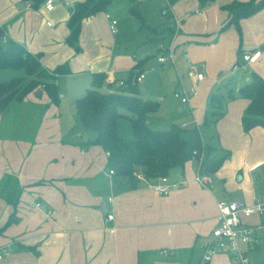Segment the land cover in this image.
<instances>
[{
  "label": "crops",
  "instance_id": "crops-1",
  "mask_svg": "<svg viewBox=\"0 0 264 264\" xmlns=\"http://www.w3.org/2000/svg\"><path fill=\"white\" fill-rule=\"evenodd\" d=\"M82 1L55 0L54 8L47 10L45 1L35 6L33 0H0V27L6 39L40 53L42 65L50 71L61 64L70 68L69 73L58 75L57 102L39 87L0 110V182L12 175L21 188L16 207L0 196V264H200L204 240L217 224L219 200L237 198L245 205H264V126L244 129L242 116L250 100L239 93L252 72L264 76L263 67L257 63L261 58L264 62V7L241 18L243 42L257 48L250 53L260 51L256 60L246 61L235 57V26H223L230 17L224 6L248 0H113L106 9L83 18L77 47L68 42L67 23ZM132 5L139 14L130 11ZM169 8L162 16V10ZM110 18L117 20L116 33L111 30ZM123 19L145 32L133 39L135 42L148 43L156 34L158 62V56L165 53L159 46L163 44L172 47L174 53L181 50L192 73V66H196L192 59H206L211 82L218 70H227L224 78L219 77L222 81L215 84L222 85L225 98L229 89L235 97L225 99L222 115L209 121V100L204 103L202 122L207 127V140L198 124L200 117L193 110L196 91H179L189 97L181 103L190 107L195 127L202 134L204 157L223 156L221 165L211 173V187L194 180L198 170L194 158L168 176L182 183L162 194L141 170L135 172L134 184L115 178L107 167L108 152L98 144L82 145L95 134L84 127L75 100L91 86L87 84H91L93 73L105 72L116 80H126L131 70L140 67L145 77L138 82L139 95L159 100L141 93L150 58H138L129 48ZM249 25L256 33L253 39L247 37ZM230 34L234 36L231 52L225 62H218V49L226 45ZM200 51L202 55L195 54ZM209 55L216 60L211 62ZM199 66L206 67L204 63ZM21 75V70L0 69V81ZM210 81L200 83L210 87ZM100 89L111 91L113 84L105 79ZM68 96L74 98L70 103L65 100ZM153 112L147 115V124L154 129H167L173 123L183 130L188 128L186 122L175 121L152 126L149 118ZM13 212L17 219L7 225ZM108 214L113 218L108 219ZM241 219L246 224L264 225V213L242 214ZM163 248L171 252L163 253ZM249 253L253 264H264V245ZM211 264L233 262L221 253Z\"/></svg>",
  "mask_w": 264,
  "mask_h": 264
},
{
  "label": "trees",
  "instance_id": "trees-1",
  "mask_svg": "<svg viewBox=\"0 0 264 264\" xmlns=\"http://www.w3.org/2000/svg\"><path fill=\"white\" fill-rule=\"evenodd\" d=\"M35 6L45 0H33ZM113 0H84L74 7L68 20L70 34L68 42L77 46L81 21L84 17L106 9ZM230 14L223 28L230 25L239 26V20L257 12L264 7V0L232 1L224 6ZM130 11L139 14L137 6ZM78 47V46H77ZM137 62L136 66H140ZM0 69H16L24 75L0 81V110L12 100L23 99L36 88L42 87L51 101L59 100L57 78L60 74L70 72L68 64H61L50 71L41 63V54L30 52L21 43L5 38V31L0 27ZM142 68L131 70L127 83L120 85L115 79L111 91H102L107 74L95 72L91 86L75 100L77 114L84 127L94 132L93 139H88L83 146L100 145L106 152L107 167L113 170L115 178L126 179L134 184V175L141 170L145 178L155 182L160 176H170L177 169L184 168L185 163L194 158L200 164L201 171L214 173L223 161V156L210 158L201 154L205 152V143L198 127L184 131L178 124L167 129H154L147 124V115L159 107L157 100L143 99L139 95L138 83L133 82L134 75ZM250 79L240 86V95L250 100L245 108L242 123L245 130L264 126V78L257 72L250 74ZM235 97L232 89L225 95L219 87L210 96V110L206 121L217 119L222 115L225 99ZM121 109H125L123 111ZM127 117L134 131L133 137H122L118 133V120ZM184 132H187L183 134ZM21 188L16 177L5 176L0 182V196L16 207ZM17 218L13 214L7 225Z\"/></svg>",
  "mask_w": 264,
  "mask_h": 264
},
{
  "label": "rangeland",
  "instance_id": "rangeland-1",
  "mask_svg": "<svg viewBox=\"0 0 264 264\" xmlns=\"http://www.w3.org/2000/svg\"><path fill=\"white\" fill-rule=\"evenodd\" d=\"M159 20L166 21V19H162V18H159ZM122 23L125 26L124 32L125 34H127L126 37H128L125 39H129V44H128L129 48L135 51L136 53L135 55H137L138 58H143V57L150 58L151 67L147 71V75H146L147 77L144 80L142 87H141V93L144 96L159 99L158 102H160L159 108L155 110L149 118L151 125L152 126H165L168 124V122H171V121H175L178 123L186 122L188 128L187 130H184V131H187V132H188V129L195 127L196 123H194L193 114H192V111L190 110V107L186 105L184 106V104L181 103V96H178L177 93L181 91V92H186L187 94H189L191 92L196 91V95L198 96L196 97L195 100L193 99V104H194L193 110L196 116L198 118L200 117V120H198V124L200 125V128L204 134V139L207 140V136L205 132L207 127H205V125L202 122L204 113H205L204 103L210 100L211 94L215 92L219 87L222 86L221 84L217 85L215 83L218 81L220 83L222 81L224 76L227 74V70L226 71L222 69L218 70L217 75L215 74V77H214L216 80L214 82H211L210 74L208 72L207 60L203 58L199 59V57L192 59L193 64H195L198 68L197 71L192 73L188 63L185 61L186 59L184 55L182 54V51L178 49L175 50V53L173 52V54L175 55V62L171 61V59L169 58L167 62L160 63L156 59V54H157L156 34H153L154 38L152 41L147 40L148 43H142V42L138 43V42H135V40L133 39H138V37H142L145 34V32L140 31L137 28V26L134 27V25L129 24L128 19H123ZM240 23H241V19L239 20V26H236V25L234 26L236 28L235 30L238 35V38L236 37L237 47L235 50V57L237 58V56L239 55V58L241 60L245 52H249L257 48H249L247 44L243 42L244 41V31ZM167 24H171V22H168ZM159 25H160L159 26L160 28H164L163 25L161 24ZM136 28L138 31H136ZM246 29H247L248 39H253L256 35L255 30L252 29L250 25L246 26ZM166 33L167 35H169L167 31ZM232 40L234 41V36L232 34L228 35L226 45L218 49V54L216 56L220 59L218 62H225V60L227 59V56L229 55L228 53L231 52ZM261 50H264V43L261 46ZM195 54L202 55V52L200 51V53H195ZM207 54H208V51L205 50L204 55H207ZM216 57H214L213 55H209L211 62H214L216 60ZM262 59L263 58H261L257 63L258 65L263 67L262 71H264V62ZM201 63H204L206 67L202 68L201 66H199ZM222 71H223V74L219 75ZM198 72H201L203 73V75H205V79L202 78L204 81H202V79H199L197 77ZM260 76L264 78L263 75H260ZM196 77L199 81L196 79ZM219 77H223V78H219ZM209 81H210V87L213 86L211 89H209L210 87H208L209 85H207L206 83H203V85H201L202 83H200V82H209ZM88 85H91V84L89 83L87 84V86ZM84 88L85 87H83V90ZM73 99L74 98H72V96H68L65 100L66 102L70 103V101H72ZM121 110L126 111L125 109H121ZM118 128H119V133L123 137H133L134 136V131H133L131 121L129 118L121 117L119 119ZM187 132H184L183 134ZM202 156L203 154H201V157Z\"/></svg>",
  "mask_w": 264,
  "mask_h": 264
},
{
  "label": "built area",
  "instance_id": "built-area-1",
  "mask_svg": "<svg viewBox=\"0 0 264 264\" xmlns=\"http://www.w3.org/2000/svg\"><path fill=\"white\" fill-rule=\"evenodd\" d=\"M55 0H45L44 6L47 10H52L54 8ZM169 9H163L162 14L167 15ZM110 17V15H109ZM111 30L113 33L117 32V20L115 18H110ZM161 50L165 49V53H161L158 56V60L161 63H165L170 58L174 61V54L172 47H164L163 44H159ZM260 55V51H254L252 53H245L243 59L246 61H254ZM203 66V65H202ZM194 71H197L196 66H192ZM197 76L199 79L204 77L203 73L198 72ZM145 77L143 71L137 72L134 75L133 82H140ZM106 82L113 84L115 82L114 78H111L109 74L106 76ZM120 85L127 83L126 80H118ZM181 96L180 93H177ZM183 102H187L189 97L181 96ZM202 161V157L200 159ZM113 173V170H110ZM138 177L144 178L142 174H138ZM194 180L199 184L207 187L213 185V177L210 173L201 171L200 164L198 165V170L194 176ZM182 181H173L168 176H160L157 181H155L152 186L160 193L167 194L172 189L178 187ZM39 205V204H38ZM264 205L260 203L245 205L243 202L237 198L235 199H222L218 201V215L217 224L212 228L209 236L204 240V250L200 258V264H211L213 258L217 254H227L230 256L233 264H253L252 257L249 253L250 249L255 248L257 245H264V236L261 235V231L264 229L263 224L250 225L242 221V214L252 215V214H263ZM108 219L113 218V214H108ZM6 249H3L5 252ZM163 253L171 252L170 249L163 248L161 250ZM2 254H0L1 258Z\"/></svg>",
  "mask_w": 264,
  "mask_h": 264
},
{
  "label": "water",
  "instance_id": "water-1",
  "mask_svg": "<svg viewBox=\"0 0 264 264\" xmlns=\"http://www.w3.org/2000/svg\"><path fill=\"white\" fill-rule=\"evenodd\" d=\"M103 209L106 210L105 206H103Z\"/></svg>",
  "mask_w": 264,
  "mask_h": 264
}]
</instances>
